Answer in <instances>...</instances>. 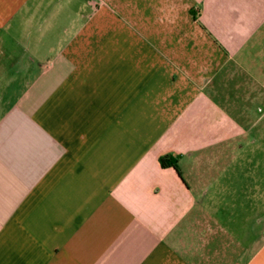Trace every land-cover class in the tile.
Masks as SVG:
<instances>
[{
	"label": "crops",
	"instance_id": "crops-1",
	"mask_svg": "<svg viewBox=\"0 0 264 264\" xmlns=\"http://www.w3.org/2000/svg\"><path fill=\"white\" fill-rule=\"evenodd\" d=\"M263 24L264 0H0V264H264Z\"/></svg>",
	"mask_w": 264,
	"mask_h": 264
},
{
	"label": "rangeland",
	"instance_id": "rangeland-1",
	"mask_svg": "<svg viewBox=\"0 0 264 264\" xmlns=\"http://www.w3.org/2000/svg\"><path fill=\"white\" fill-rule=\"evenodd\" d=\"M260 30L257 33L258 36L260 35L259 36L260 39L256 40L254 43L252 42L253 39L247 41L243 45V49H242L244 53L252 55L255 59H257L259 56L263 57L264 54V24L261 26ZM259 77L262 79V81H264L263 75Z\"/></svg>",
	"mask_w": 264,
	"mask_h": 264
},
{
	"label": "trees",
	"instance_id": "trees-1",
	"mask_svg": "<svg viewBox=\"0 0 264 264\" xmlns=\"http://www.w3.org/2000/svg\"><path fill=\"white\" fill-rule=\"evenodd\" d=\"M159 160H160V164L163 167L172 166L176 170H178L177 169V159L172 157L171 155H169V154L162 155Z\"/></svg>",
	"mask_w": 264,
	"mask_h": 264
}]
</instances>
